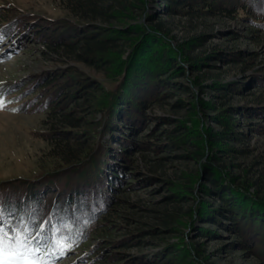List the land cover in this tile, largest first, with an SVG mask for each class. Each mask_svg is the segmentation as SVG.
<instances>
[{
    "label": "rangeland",
    "instance_id": "rangeland-1",
    "mask_svg": "<svg viewBox=\"0 0 264 264\" xmlns=\"http://www.w3.org/2000/svg\"><path fill=\"white\" fill-rule=\"evenodd\" d=\"M94 1V11L85 8L74 14L68 9V0H0V95L8 101L6 107H0V185L40 180L69 169L63 160L66 153H90L101 138L103 111L91 108L93 96L88 94L97 88L85 86L94 82L109 92L115 89L106 80L109 66L83 58V41L74 47L53 44L57 34L51 36L54 31L49 25H65L62 30L79 25L127 31L161 21L167 40L182 52L185 76H175L172 81L186 84L191 92L175 94L165 89L159 93L168 94L164 99L146 98L145 122L136 131L126 126L128 136L119 132L128 145L118 140L114 144L124 151L125 159L118 165L125 166L127 175L121 185L111 188V202L101 203L107 210L89 225L75 247L49 264H142L147 260L165 264L164 259L158 262V255L169 245L176 247L174 254L186 253L178 256L176 264H259L258 256L239 247L243 240L223 226L229 224L227 218L204 223L193 212L203 201L212 208L221 206L199 190L202 160H195L194 153H212V148H205L201 138L187 146L180 143L173 151L167 146L171 145L169 137L179 135L184 127L196 135L209 128L220 130L213 117L227 107L210 85L215 81L245 82V89L232 95L228 106L259 112L254 119L235 116L239 141L231 142L229 158L221 159L236 187L264 198V128L259 127L264 126V29L242 12L234 17L167 15L160 11L158 0ZM116 36L120 40L114 39L112 44L124 57L130 52L131 42L127 41L135 35L131 31ZM215 52H222L226 59H240L205 60ZM197 60L202 64L192 68ZM63 130L68 134L61 137L59 131ZM180 183L189 184L193 192L187 193V200L175 203L172 195L185 190ZM193 220L197 227L212 231L211 237L199 236ZM261 243L253 240L252 245L258 249ZM184 248L189 249L181 251Z\"/></svg>",
    "mask_w": 264,
    "mask_h": 264
},
{
    "label": "trees",
    "instance_id": "trees-1",
    "mask_svg": "<svg viewBox=\"0 0 264 264\" xmlns=\"http://www.w3.org/2000/svg\"><path fill=\"white\" fill-rule=\"evenodd\" d=\"M68 2V9L74 14L85 8L94 11V5L97 4L94 0H68ZM157 2H160L159 6L162 5L160 11H164L167 15L204 14L234 17L242 12L253 24L264 29V0H158ZM48 28L54 31L51 36L57 34V39L52 41L53 44L74 47L83 41V58L89 62L95 61L108 65L109 73L107 72L106 80L110 82L109 84L115 85V89L109 92L103 86H94V82L85 86V88L88 86L97 88L92 93L87 91L93 96L90 99L91 108L95 111H103V129L101 136H98L101 138L93 151L85 153L81 150L73 151L71 154L66 153L67 156L63 160L70 168L59 173H52L43 179L0 185V210L3 211L4 221L0 226L11 225L18 229L26 228L33 233L42 227L43 235L47 237L49 245V254L44 257L45 264L58 260L75 247L86 235L85 231L89 225L98 218L102 210H107V206H101V203L111 202V188L114 189V186L121 185L127 175L125 166L118 165L119 161L125 159L124 151L115 148L114 144L118 140L125 146L128 145L126 138L119 137V132H124L128 136L124 130L126 126L129 125L133 127V131H136L138 126L145 122L144 109L149 105L146 98L155 96L157 100L164 99L168 94L163 93V96L159 93L165 89L173 90L175 94L191 92L186 84L172 81L175 76H185L181 62L182 52L175 49L173 44L167 40L164 35V24L161 21L153 26L137 28L132 26L127 31L79 25L68 26L66 30H64L65 25L57 27L49 25ZM131 31L135 36L134 39L127 41L131 42L130 52L122 57L117 54L118 48L112 42L114 39L120 40L116 33ZM213 57L226 62L240 59V56L226 59L222 52H215L205 60ZM201 64L202 61L197 60L192 62L191 66L199 68ZM175 68V74L164 78ZM68 82L69 79L64 83ZM210 87L217 92L215 96L220 98L222 106L227 107L213 117L220 130L209 128L202 135H196V131L184 127L179 135L169 137L171 145L167 148L173 151L180 143L187 146L191 142H199L197 138H201L205 148H212L210 155L209 153H194L197 155L195 160L199 158L202 160L198 174L199 190L212 200L220 201L221 206L212 208L210 204L203 201L198 208L193 209V212L199 215V221L204 223L219 221L221 217L227 218L229 224L223 226L234 231L239 236L238 238L243 240L238 244L239 247L250 250L261 260L259 264H264V198L249 194L243 186L236 187L226 173V164L221 159V157L229 158L233 150L229 146L230 143L239 141L240 134L236 131L238 121L235 116L254 119L253 116L259 111L247 107L228 106L232 95L236 92L241 93L245 89V82L215 81ZM0 100L3 101L2 108L8 105L4 94L0 95ZM202 105L215 108L214 104L205 101H202ZM16 110L20 112V109ZM65 123L76 127L72 125L71 120L65 119ZM259 127L264 128V126ZM67 134L68 130L59 131L61 137ZM94 135L95 133L90 137ZM106 137L109 139L104 142ZM220 153H223V156ZM72 166L74 167L71 168ZM180 184L185 187V190L181 193V190H177L179 193L172 195L175 203L187 200V193L193 192L189 184ZM194 221H192L193 230L199 236L211 237L212 231L201 226L197 227ZM253 240L262 242L258 249L252 245ZM175 248L174 245H169L163 249L158 255L160 256L158 262L164 259L165 264H176L178 256H185L186 253L174 254ZM188 249L184 248L181 251H188ZM194 251L198 252L195 248ZM142 264H150V260Z\"/></svg>",
    "mask_w": 264,
    "mask_h": 264
},
{
    "label": "snow or ice",
    "instance_id": "snow-or-ice-1",
    "mask_svg": "<svg viewBox=\"0 0 264 264\" xmlns=\"http://www.w3.org/2000/svg\"><path fill=\"white\" fill-rule=\"evenodd\" d=\"M0 100V107H3ZM3 211L0 210V224H3ZM49 254L48 239L40 227L34 233L26 228L0 226V264H45Z\"/></svg>",
    "mask_w": 264,
    "mask_h": 264
}]
</instances>
